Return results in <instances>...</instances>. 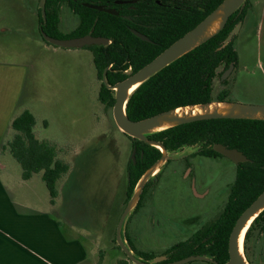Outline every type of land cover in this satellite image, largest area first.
<instances>
[{
	"label": "rangeland",
	"instance_id": "374dc122",
	"mask_svg": "<svg viewBox=\"0 0 264 264\" xmlns=\"http://www.w3.org/2000/svg\"><path fill=\"white\" fill-rule=\"evenodd\" d=\"M249 10L234 39L239 61L228 76L216 78L215 90L229 89L231 102L264 105V0H250ZM39 12L40 0H0V110L10 98L16 115L24 109L32 111L35 134L53 143L58 156L70 164L58 180L56 208L70 213L81 235L87 230L99 241V249L107 250L111 236L114 248L121 252L114 236L125 208L132 140L115 123L113 106L99 99L102 78L90 48L61 47L43 40ZM66 19L56 38L64 39L78 23L75 17ZM202 147L184 146L179 151L182 159L168 160L161 174L149 182L141 206L124 226L137 249L161 255L221 215L236 164L225 156L196 155ZM8 156L16 182L22 180L20 163ZM2 160L1 174L5 173ZM25 187L41 206L49 207L42 173L34 174ZM250 252L255 264H264V232L255 231Z\"/></svg>",
	"mask_w": 264,
	"mask_h": 264
},
{
	"label": "trees",
	"instance_id": "16d2710c",
	"mask_svg": "<svg viewBox=\"0 0 264 264\" xmlns=\"http://www.w3.org/2000/svg\"><path fill=\"white\" fill-rule=\"evenodd\" d=\"M61 1L63 0H46L45 19L41 8L39 12L42 17L40 30H44L53 37L59 32V16L56 9L58 5L56 4ZM68 1L75 3L72 0ZM222 1L190 0L189 4L185 5L188 10L179 11L182 14L177 16L178 18L170 20L167 26L168 29H176L179 32L164 47L157 50L153 57L196 26ZM249 2L250 0H247L242 10L239 9L230 16L225 27L217 35L140 84L128 99L126 105L128 117L132 120H140L179 106L213 100H227L230 90L222 88L216 91L214 80L219 67L223 65L225 71L231 63L236 66L239 61L238 52L234 47L236 36L226 45L225 41L237 24L240 21L242 23L245 21L250 11ZM79 6L82 9L80 11L81 25L75 31L67 33L64 38L76 37L85 33L94 25L96 17H98L95 23L97 29L107 31L110 35L114 36L116 29L120 28L119 17L82 6L81 3ZM146 10L143 9L142 11L145 12ZM128 24H130L129 21ZM127 33L133 36L129 29H127ZM42 38L45 40L43 36ZM114 46L110 48L108 60L105 57V49L89 46L94 52V63L101 78L109 63L119 56ZM152 58L134 68L133 71L139 70ZM126 77L127 75L121 72L107 71V79L110 84ZM99 99L109 107L115 104L113 90L107 88L103 82ZM35 125L36 118L32 111L24 109L12 121L11 127L14 133L2 150L8 151L20 163L24 180L32 178L36 173H42V179L50 194V202L54 204L59 194L58 180L68 173L70 164L58 156L57 148L53 143L38 138L34 132ZM126 135L132 140L133 147L137 148V152L136 160L130 159L127 168L128 184L125 206L142 174L162 155L159 148ZM149 138L161 141L169 151L179 150L184 146L201 144L202 149L195 154L205 157H222L223 155L213 148L214 144L222 143L229 148H237L243 151L249 158L248 161L236 165V177L219 218L214 223L195 231L189 239L179 242L163 253L168 256L165 262L179 260L192 254H207L218 263L225 264L229 260L230 234L237 219L264 190V120L230 118L199 120L152 133ZM149 182L145 185L135 210L141 206ZM256 230L264 232V210L251 223L244 239L245 255L251 264L256 263L250 252V242L255 236ZM124 237L131 249L140 257L152 259L156 256L153 253L136 249L127 234H124ZM114 242L126 258L121 260L119 264L132 262L117 244L116 231Z\"/></svg>",
	"mask_w": 264,
	"mask_h": 264
},
{
	"label": "water",
	"instance_id": "95a60500",
	"mask_svg": "<svg viewBox=\"0 0 264 264\" xmlns=\"http://www.w3.org/2000/svg\"><path fill=\"white\" fill-rule=\"evenodd\" d=\"M246 1L247 0H223L196 26L174 41L170 46H168L146 65L141 67L136 72L130 74L123 80H120L114 84H110L107 79L108 67L103 72L104 84L107 86V88L113 90V95L115 98L113 117L119 129L131 137L159 148L162 152L161 157L156 162H154L138 180L133 194L122 211L116 227L117 244L134 264H182L191 260H205L214 264H220L207 254L189 255L182 259L170 262H163L168 259V256L164 254L155 257L154 259H144L135 253L131 249L130 245L124 240L123 235L125 234V222L131 212L135 211L144 191L145 185L162 171L168 160L179 159L184 156V154L179 152L181 149L169 151L161 141L151 139L149 138V135L167 128L199 120L218 118L264 120V105L231 102L228 100H213L210 102L179 106L140 120H132L128 117L126 105L130 95L140 84L181 56L192 51L196 47L217 35L225 27L230 16L233 15L237 10H242L244 8ZM45 2L46 0H40V8L42 10L44 19L46 18ZM85 5L94 9L116 13L115 10L104 9L103 6L100 5L89 3H85ZM241 27L242 21H240L230 32L225 41V45L228 44L239 33ZM133 31L143 39H147L144 34L134 29ZM41 33L44 39L51 44L68 48L84 47L94 44L100 45L107 42V39L105 38L94 37L92 35L61 39L48 35L42 29ZM234 66V63L230 64L229 68L224 72L223 78L231 73ZM136 84L137 86L134 88ZM213 148L215 151L227 157L235 164L249 160L247 155L237 148H229L222 143L214 144ZM136 152L137 148L134 147L132 156L134 161L136 160ZM263 210L264 190L237 219L230 234L228 248L229 260L225 264H251L245 255L244 249L243 252L240 249L239 241L245 226L250 221L253 222Z\"/></svg>",
	"mask_w": 264,
	"mask_h": 264
},
{
	"label": "crops",
	"instance_id": "0c3cea01",
	"mask_svg": "<svg viewBox=\"0 0 264 264\" xmlns=\"http://www.w3.org/2000/svg\"><path fill=\"white\" fill-rule=\"evenodd\" d=\"M14 106L9 98L0 110V158L5 170L0 173V264H119L126 258L114 248L113 237L107 240V250L99 249V241L87 230L81 235L82 229L70 213L56 208L59 188L56 202H50L48 207L41 206V201L25 187L34 175L16 182L9 152L2 150L14 133L11 123L19 115L14 113ZM125 234L130 239L126 229ZM123 238L127 243L124 235Z\"/></svg>",
	"mask_w": 264,
	"mask_h": 264
},
{
	"label": "flooded vegetation",
	"instance_id": "af4514ba",
	"mask_svg": "<svg viewBox=\"0 0 264 264\" xmlns=\"http://www.w3.org/2000/svg\"><path fill=\"white\" fill-rule=\"evenodd\" d=\"M72 1H74L75 3H72L68 0H63L59 4H56L58 5L56 9L59 16V27L60 24L63 22L65 16H67L66 21L67 20L70 21V19L71 18L73 19V17L78 19V23L76 27L72 29L70 32L75 31L81 25L82 16L80 11L82 9H80L79 3H81V5L85 7H88L85 5V3H89V4L103 6L104 9H111L116 11V13H110L105 10H99L101 12H105L110 15L119 17L118 19H120V25H119L120 28L116 29V34L114 36L107 33V31H102V29H97L95 23L97 22L98 17L95 18L94 25L91 26L90 29H88L85 33H82L79 36L92 35L94 37H101L107 39V42L105 44L90 45L94 47L98 46L100 48L105 49L104 53L107 60L109 59L108 54L110 53L109 51L111 46L115 45L114 47L116 48V51L119 56L115 60H112L109 63V65L107 66L108 71H112L114 73L121 72L123 74H126L127 76L134 73L133 71L134 68H136L137 66H141L143 63L151 59L157 50L164 47L169 42V40H171V38H173V36L176 35L177 32H179V30L176 29H168L167 26L170 23V20L178 18L177 16L182 14V12L179 11L188 10V8H186L185 5H188L190 2V0H72ZM143 9H147V10L143 12L142 11ZM128 21L130 24H128ZM127 29H129L133 33V36H130L127 33ZM133 29L144 34L147 37V39H143L142 37L138 36L136 33H134ZM168 46H166L163 50H165ZM90 50L92 51L93 59H94V52L92 49ZM161 52H159V54ZM156 56H154L152 59H154ZM223 75H224V68L222 65L217 69V76L215 77L214 84L216 83V78L219 76L221 79H223ZM102 82H103V76H102ZM183 159H187V158H183ZM187 170L191 171L192 168L189 166L187 167ZM160 174L161 172L158 175ZM185 174L186 172L183 173L182 175ZM196 194L199 197L204 196V194L198 193L197 191Z\"/></svg>",
	"mask_w": 264,
	"mask_h": 264
},
{
	"label": "bare ground",
	"instance_id": "6f19581e",
	"mask_svg": "<svg viewBox=\"0 0 264 264\" xmlns=\"http://www.w3.org/2000/svg\"><path fill=\"white\" fill-rule=\"evenodd\" d=\"M139 84V83H138ZM137 86V84L134 86V88ZM252 221H250L244 228V230L242 231V234H241V237H240V241H239V246H240V249L242 250L243 252V242H244V238H245V234H246V230L248 229V227L250 226Z\"/></svg>",
	"mask_w": 264,
	"mask_h": 264
}]
</instances>
